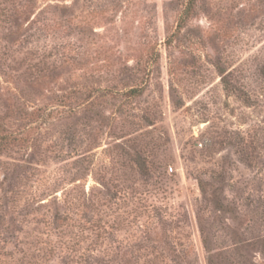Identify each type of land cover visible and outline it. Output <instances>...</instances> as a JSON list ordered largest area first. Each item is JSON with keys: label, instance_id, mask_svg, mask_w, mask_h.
I'll return each mask as SVG.
<instances>
[{"label": "rangeland", "instance_id": "rangeland-1", "mask_svg": "<svg viewBox=\"0 0 264 264\" xmlns=\"http://www.w3.org/2000/svg\"><path fill=\"white\" fill-rule=\"evenodd\" d=\"M188 4L0 0V264H264V0Z\"/></svg>", "mask_w": 264, "mask_h": 264}, {"label": "trees", "instance_id": "trees-1", "mask_svg": "<svg viewBox=\"0 0 264 264\" xmlns=\"http://www.w3.org/2000/svg\"><path fill=\"white\" fill-rule=\"evenodd\" d=\"M194 5V0H189V4L188 7L184 13V17H188L191 14L192 8ZM227 92L230 94H236V91H231L229 89V87H227ZM5 131V129L3 128V126L0 123V154H2L3 150L7 149L8 147L12 146L14 142L18 141V136L17 135H8L9 133H7ZM203 187L205 188V186L203 185ZM202 188V185H201ZM209 197L212 199V202H214V200L216 201L217 205H220V201H219V197L216 193L213 194H209ZM205 234H203L204 236Z\"/></svg>", "mask_w": 264, "mask_h": 264}]
</instances>
